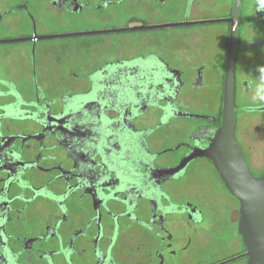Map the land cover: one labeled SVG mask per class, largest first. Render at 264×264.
Instances as JSON below:
<instances>
[{
  "label": "flooded vegetation",
  "instance_id": "af4514ba",
  "mask_svg": "<svg viewBox=\"0 0 264 264\" xmlns=\"http://www.w3.org/2000/svg\"><path fill=\"white\" fill-rule=\"evenodd\" d=\"M262 41L264 0H0V264H248L213 160L169 171L230 73L264 173Z\"/></svg>",
  "mask_w": 264,
  "mask_h": 264
},
{
  "label": "water",
  "instance_id": "95a60500",
  "mask_svg": "<svg viewBox=\"0 0 264 264\" xmlns=\"http://www.w3.org/2000/svg\"><path fill=\"white\" fill-rule=\"evenodd\" d=\"M254 42L248 45L262 44ZM229 58L228 70L231 69ZM235 107L230 73L226 80L222 123L218 125L210 145L198 148L185 157L169 175L183 169L199 156L210 157L229 191L240 202L239 229L248 248V264H264V173L251 171L235 136Z\"/></svg>",
  "mask_w": 264,
  "mask_h": 264
},
{
  "label": "rangeland",
  "instance_id": "374dc122",
  "mask_svg": "<svg viewBox=\"0 0 264 264\" xmlns=\"http://www.w3.org/2000/svg\"><path fill=\"white\" fill-rule=\"evenodd\" d=\"M166 145H168V143H165L163 146H166Z\"/></svg>",
  "mask_w": 264,
  "mask_h": 264
}]
</instances>
